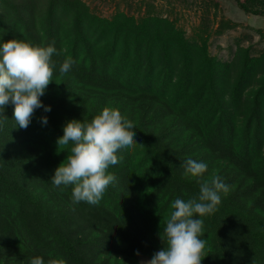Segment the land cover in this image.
I'll return each mask as SVG.
<instances>
[{
    "label": "trees",
    "instance_id": "obj_1",
    "mask_svg": "<svg viewBox=\"0 0 264 264\" xmlns=\"http://www.w3.org/2000/svg\"><path fill=\"white\" fill-rule=\"evenodd\" d=\"M264 18V0H230ZM53 45V81L27 129L14 106L0 128V264L63 258L67 264H140L164 247L160 234L176 198L199 193L182 162H206L204 179L230 185L202 217V264H264V54L240 48L222 62L170 20L93 14L82 0H0V44ZM67 57L75 61L61 76ZM105 107L135 125L98 205L73 204L72 187L50 181L69 155L58 148L66 122L91 121ZM47 116L43 125L41 117ZM142 145V146H140ZM139 252V255H137Z\"/></svg>",
    "mask_w": 264,
    "mask_h": 264
},
{
    "label": "clouds",
    "instance_id": "obj_2",
    "mask_svg": "<svg viewBox=\"0 0 264 264\" xmlns=\"http://www.w3.org/2000/svg\"><path fill=\"white\" fill-rule=\"evenodd\" d=\"M59 54L53 45L37 46L18 39L0 44V128L8 119L4 113L9 105L14 106L13 120L21 129L29 127L37 109L51 111L41 97L53 81L56 64L52 57ZM74 63L72 57H67L59 68L60 75L68 74ZM41 122L47 125V116L41 117ZM134 127L132 121L113 107H105L90 122L76 119L66 122L57 144L59 149L70 143L72 146L50 183L61 191L71 186L73 204L98 205L109 185L115 182V176L108 170L121 162L118 153L138 145ZM181 167L186 177L197 180L199 193L186 201L181 198L172 201V210L162 221L160 239L164 247L142 264H202L204 260L207 240L201 238L204 236L201 218L217 211L220 194L226 195L230 185L219 175L204 179L208 171L206 162L188 158ZM29 264H67V261L51 256L45 261L43 256H34L29 258Z\"/></svg>",
    "mask_w": 264,
    "mask_h": 264
},
{
    "label": "rangeland",
    "instance_id": "obj_3",
    "mask_svg": "<svg viewBox=\"0 0 264 264\" xmlns=\"http://www.w3.org/2000/svg\"><path fill=\"white\" fill-rule=\"evenodd\" d=\"M91 12L111 19L117 13L148 14L170 20L193 43L207 44L209 54L230 63L240 48L253 57L264 54V18L247 15L230 0H82ZM150 259L139 257L142 261Z\"/></svg>",
    "mask_w": 264,
    "mask_h": 264
}]
</instances>
